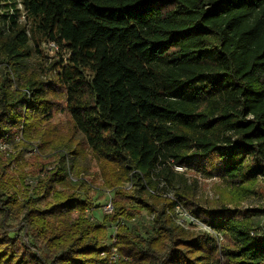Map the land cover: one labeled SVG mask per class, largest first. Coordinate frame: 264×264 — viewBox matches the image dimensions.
Wrapping results in <instances>:
<instances>
[{
	"label": "trees",
	"instance_id": "trees-1",
	"mask_svg": "<svg viewBox=\"0 0 264 264\" xmlns=\"http://www.w3.org/2000/svg\"><path fill=\"white\" fill-rule=\"evenodd\" d=\"M40 41L65 51L47 81L26 72ZM0 65V139L21 132L43 153L76 154L50 125L63 94L113 192V221L145 213L117 228L115 264H264L259 223L228 207L264 175V0H0ZM213 153L231 191L209 210L173 167ZM46 169L22 199L0 173V264H109L98 239L111 223L85 215L94 203L61 164ZM177 201L222 236L218 249L209 232L175 223Z\"/></svg>",
	"mask_w": 264,
	"mask_h": 264
},
{
	"label": "rangeland",
	"instance_id": "rangeland-1",
	"mask_svg": "<svg viewBox=\"0 0 264 264\" xmlns=\"http://www.w3.org/2000/svg\"><path fill=\"white\" fill-rule=\"evenodd\" d=\"M17 7L20 9L19 20L29 28L30 20L27 19L25 11L19 3ZM32 48V57L27 62L26 72L33 71L43 81H47L53 75V72L49 71L51 64L54 60H58L59 57L65 55V51L57 45L52 47L45 41H40L39 47H33L32 45ZM34 48H38L39 52ZM1 77L2 74L0 73V79ZM11 79V87L16 88L14 78L11 77ZM53 99L56 101V105L50 123L52 130L56 136H73L77 143V153L72 154L68 149H64L68 152V161L66 160L67 156L63 155L62 152L60 154L63 155V158L60 160L61 155L53 151L41 152L36 142L26 141L19 132L14 137L0 139V173L4 177L11 178L10 180L15 185V195L22 199L23 197L34 196L37 186L45 177L44 168L51 170L57 164H61L66 178H69L68 173H70L74 177L85 178L89 181V185L82 180L76 181L71 184L70 189L77 195L83 196V198H87L94 203L91 216L101 222L106 218L107 220L103 223L107 227L113 221L112 217L114 215L102 213L101 206L112 199L113 192H107L108 188L104 183L100 162L95 158L84 137L73 131L65 108L64 95L56 94ZM187 162L188 164L182 166V169L173 167L179 175L183 176L184 186L193 192V197L200 208L218 209L220 207V197L230 196L231 191V186L225 182L222 176L223 161L213 153L204 158L190 157ZM256 178L257 182L253 187V193L241 199L237 204L228 207L238 210L237 216L240 219L249 217L252 221H257L261 228H264V212L257 215H253V212H246L247 209L264 208V175H257ZM56 189L66 191L65 187L62 186H56ZM44 201L42 198L37 200V205L43 206ZM140 214V219L144 220L145 213ZM192 230L198 234L205 231L199 227H194ZM106 233L105 231L103 236L98 239L100 244L107 245L109 240L106 239ZM210 234L212 235V233ZM213 240H215L214 236ZM213 242L215 243V241ZM216 254H219V252L216 251Z\"/></svg>",
	"mask_w": 264,
	"mask_h": 264
},
{
	"label": "built area",
	"instance_id": "built-area-1",
	"mask_svg": "<svg viewBox=\"0 0 264 264\" xmlns=\"http://www.w3.org/2000/svg\"><path fill=\"white\" fill-rule=\"evenodd\" d=\"M50 46L55 47L56 45L52 42L49 43ZM66 160L68 161V158H66ZM176 169H182V166H175ZM69 170V169H68ZM69 175V179L73 182L75 181H79L82 180L84 182H86L89 185V181L86 180L85 178H77L74 177L72 174L68 173ZM132 184L131 182H126L124 183L123 187L125 189H129L131 188ZM107 192H110L109 190H107ZM168 196L172 199H175L172 195L168 194ZM101 210L102 213L106 214V215H113L114 214V208H113V204H112V200H108L106 203H104L101 206ZM89 211V212H88ZM93 211L92 208L87 209L86 210V214H90V219H93V217L91 216V212ZM152 217V216H151ZM150 217V218H151ZM173 217H174V221L178 226L184 227V228H194V227H199L202 230H205L206 232L212 233V235L215 238V246L217 247V249L220 246V243L222 241V236L218 233L215 232L214 230L211 229L210 226H208L207 224L201 222L200 220H198L196 217H194L191 213H189L186 208L180 203V202H176L174 207H173ZM145 218V216H144ZM146 218H148L146 216ZM137 220L142 221L140 219V217L138 218H132V219H125V218H119L113 222H111L110 226L108 227L107 233H106V239L109 240L107 245L110 246L108 252L105 251H101L99 253L100 257L105 258L109 264L113 263H117V261L121 258L119 255V252L117 250L116 244L119 243V239L117 237V228L119 227V225L131 228L137 225ZM261 234H264V228H261L260 230Z\"/></svg>",
	"mask_w": 264,
	"mask_h": 264
}]
</instances>
